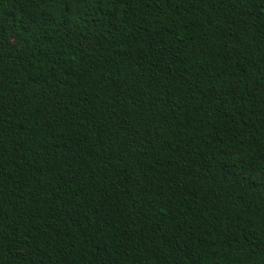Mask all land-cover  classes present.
I'll return each instance as SVG.
<instances>
[{"label": "trees", "instance_id": "1", "mask_svg": "<svg viewBox=\"0 0 264 264\" xmlns=\"http://www.w3.org/2000/svg\"><path fill=\"white\" fill-rule=\"evenodd\" d=\"M0 264H264V0H0Z\"/></svg>", "mask_w": 264, "mask_h": 264}]
</instances>
